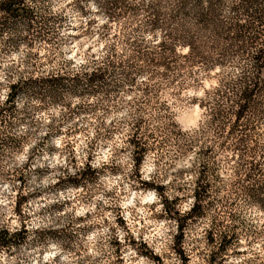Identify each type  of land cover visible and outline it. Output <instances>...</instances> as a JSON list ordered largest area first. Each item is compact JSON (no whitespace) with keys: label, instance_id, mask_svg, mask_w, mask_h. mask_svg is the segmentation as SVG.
Returning <instances> with one entry per match:
<instances>
[{"label":"rangeland","instance_id":"obj_1","mask_svg":"<svg viewBox=\"0 0 264 264\" xmlns=\"http://www.w3.org/2000/svg\"><path fill=\"white\" fill-rule=\"evenodd\" d=\"M105 3L137 13L110 19ZM178 3L38 0L30 4L41 36L22 23L0 34V264H264V116L247 159L254 165L239 167L205 99L222 78L218 66L196 69V81L149 79L145 70L128 81L119 67L84 92L69 91V79L56 91L27 88L53 72L71 77L111 43L123 53L125 35L158 44L161 29L147 28L141 8ZM21 79L26 89L8 104ZM173 121L172 133L160 129ZM201 175L200 214L184 220ZM225 230L236 232L226 252Z\"/></svg>","mask_w":264,"mask_h":264},{"label":"trees","instance_id":"obj_2","mask_svg":"<svg viewBox=\"0 0 264 264\" xmlns=\"http://www.w3.org/2000/svg\"><path fill=\"white\" fill-rule=\"evenodd\" d=\"M36 1L0 0V13L4 15L0 16V34L7 29L15 30L22 23L28 35L41 36L43 27L37 21L39 13L35 5L30 4ZM103 9L110 19L137 13L136 7L127 5L115 7L105 3ZM141 9L150 16L145 21L147 28L161 29L162 37L158 44L150 46L148 42L132 40L125 35L123 53H119L115 44L111 43L104 47L101 56L89 53L86 62L71 77L53 72L50 77H37L27 88L37 94L56 91L65 86L62 81L69 79L72 81L69 91L84 92L93 85L98 87L106 82L112 77V70L119 67L124 71L123 79L128 81L133 80V71L143 70L150 72L149 79L158 77L175 82L192 78L196 81V69L208 72L218 66V72L223 73L222 78L213 92L206 93L205 99L215 102L211 109L226 133L225 149L238 152L239 167L249 163L247 159L254 157L258 145V139L253 137L258 134L257 129L264 116V102L259 101L264 97V0H179L178 4L169 7L144 5ZM163 9L169 12L165 13ZM178 47H187V51L180 54ZM229 66L239 67L238 73L227 72ZM24 85L26 82L21 79L11 86L6 101L8 104L14 103L18 94L26 89ZM177 126L173 121L162 122L159 127L172 133ZM177 133L181 134V131ZM131 142L135 148L139 145L135 140ZM139 150L147 151L146 146ZM139 150L135 149V153ZM140 162L141 158L137 163ZM249 164L254 165L253 162ZM202 179L201 175L194 193V204L183 216L184 220L200 214L199 209L205 200L202 194L204 188L200 185ZM151 187L167 204L168 197L164 195L163 188L154 184ZM179 228L183 230L184 225H179ZM13 237L11 235L8 240ZM235 237V231L222 232L221 250L228 251L234 245Z\"/></svg>","mask_w":264,"mask_h":264}]
</instances>
